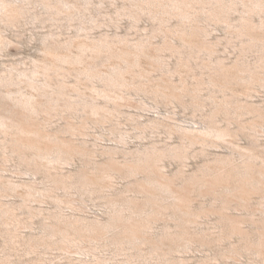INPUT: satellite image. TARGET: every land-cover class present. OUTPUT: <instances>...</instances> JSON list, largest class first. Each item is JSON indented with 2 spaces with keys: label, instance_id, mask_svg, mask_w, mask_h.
I'll use <instances>...</instances> for the list:
<instances>
[{
  "label": "bare ground",
  "instance_id": "obj_1",
  "mask_svg": "<svg viewBox=\"0 0 264 264\" xmlns=\"http://www.w3.org/2000/svg\"><path fill=\"white\" fill-rule=\"evenodd\" d=\"M89 4L90 0H0V33L4 26H17L21 23V18L27 15L34 19L51 17V20L65 16L67 23L79 18L80 28L86 29L88 26L84 19L91 12ZM37 5H42L44 9L38 11ZM240 10L239 16H232L234 11ZM119 13L130 16L133 26H136L143 15H149L157 21L154 24V36L163 32L166 40L162 45L154 46L150 39L143 38L134 44L130 43V39L105 34L89 40L78 39L77 35L74 39L61 43L48 36L51 39L45 37L43 41L46 48H53L57 52L53 56H46L43 63H35L32 68L0 70V151L3 161L18 159L17 171L20 168L23 174L43 172L45 181L41 187L24 178L19 183L29 188L28 197L40 192L42 196L51 197L56 202L52 207H45L32 205L31 199L27 197L10 203L0 200V237L4 241V248L0 250V264H103L107 260H111V264H125L133 262L136 257L146 259L148 253L152 258L159 259L157 264H186L185 259L174 255V251L180 246H211L213 240H230L234 235L239 237V243L231 242L233 244L229 246L230 249L226 248L228 252H251L264 263V215L258 218L251 215L249 221L251 220L253 227L249 229L250 227L242 225L248 217L231 213L236 205L243 208L249 199L252 202V193L263 192L264 195V144L260 147L261 143H257L256 137L259 132L257 127L264 121V101H243L238 94L232 93L233 86L240 82H258L264 85V0H123ZM255 14L259 16V21L255 20ZM173 16L178 21L174 28H170ZM211 22L226 24L230 43L236 44L232 39L241 42L242 54L232 66H227L223 61L211 65L216 48V43L208 41L207 25L212 24ZM1 36L0 52L9 43ZM117 41L124 42V45L117 47ZM74 45L80 47L78 54L63 52L64 47L69 50ZM152 48L155 49L154 55L150 53ZM165 49L178 58L175 65L177 73H180L181 66H188L207 56L208 62H195L207 69L202 72L207 78L202 76L194 84L182 78L181 84L177 85L172 84L171 79L169 82L167 77L165 80L168 82L163 79L167 83L158 82L156 88L152 85L155 83L151 84L152 87L148 85L145 81L147 74L141 71L142 68L138 69L139 66L142 67L141 59L143 56L155 57L158 68L169 73L172 68L161 55ZM87 50L93 52L91 61L85 58L90 57L86 54ZM249 51L261 52L258 62L251 63L246 59ZM107 61L111 69L100 70V64ZM64 64H74L73 68H69L76 72L79 81H89L96 95L87 96L83 91L75 95L69 94L63 79L58 78L59 75H66L65 71L69 70ZM75 64L83 66L77 67ZM189 67L192 68V65ZM127 72L138 73V79L133 77L127 81ZM14 85L19 86L15 90L17 94L10 89ZM23 87L30 90L23 91ZM130 89L151 93L156 102H162L163 98L171 102L176 99L184 107L200 111V125L179 124L175 127L173 124L174 128H170L169 133H178L180 142L176 145L152 143L129 149L118 144H105L91 150L85 142L77 143V139L63 135L64 131H70L71 135V129L73 132L77 129L78 126L74 128L75 122L69 120L68 127L53 132L48 131L37 118L43 110H47L51 116L54 114L51 111L61 110L70 117L73 113L80 117L82 114L79 112H83L106 118L109 110L119 111L122 104L117 99L125 97L123 92L128 94ZM204 89L210 91L207 95L210 101L204 99ZM99 96L105 101H99ZM61 101L64 102L65 109L59 108L62 106ZM207 105L212 107L211 112L208 111L210 113L206 112ZM246 113L255 115H252L254 120L262 118L261 122L257 119L258 121L248 125L240 121L239 130H250L248 133L255 139L250 151L241 152L237 149L229 154L210 152L208 148L226 142L227 135L239 134L230 125L236 120L239 124L238 118ZM220 114L227 116L223 117L228 120L227 127L220 125ZM88 119L90 120L89 117H84V122L89 121ZM132 119L136 124L134 127L139 130V137L147 135V129L156 131L160 126L170 127V122L162 117H149L144 121ZM120 134L119 142L126 143L128 135L122 132ZM196 144L201 145L197 151L193 148ZM97 151L104 156L103 160L95 159ZM119 152L123 154L122 161L117 157ZM190 155L204 156L203 164L196 171L186 173L184 169H179L169 175L162 170L161 162L165 158L184 160ZM77 156L82 157L84 167L64 172L63 164H70ZM115 175L128 179L125 188H115L114 191L105 193L104 189L108 186L105 187L106 184L101 180L114 178ZM7 177L0 172V189L5 193L15 190L17 185ZM59 189H64L67 194L73 189L82 194L98 192L99 197L104 199L103 215L88 216L75 211L76 198H64L57 192ZM196 196H206L210 203L201 199L197 205L194 202ZM66 202L73 205L71 212H66L62 206ZM249 205L247 207L251 208ZM23 208L28 213V219L19 215L23 214ZM236 208L240 209L239 206ZM18 209L21 212L17 213ZM253 211H249L250 214ZM262 211L264 212L263 209ZM213 214L217 215V236L212 232L193 230L192 224H198L201 218L211 217ZM34 217H39L37 226ZM158 220H163L164 224L157 232L154 231V225ZM21 225L30 230L22 231ZM144 245L150 252H146L148 249ZM56 250L59 252L55 254ZM103 250L114 251L113 256L107 257ZM225 254L223 256L228 257ZM199 260L196 264H212L209 260Z\"/></svg>",
  "mask_w": 264,
  "mask_h": 264
},
{
  "label": "rangeland",
  "instance_id": "obj_2",
  "mask_svg": "<svg viewBox=\"0 0 264 264\" xmlns=\"http://www.w3.org/2000/svg\"><path fill=\"white\" fill-rule=\"evenodd\" d=\"M79 1L83 2L84 0H79ZM90 1H91V4H89V6L91 7L92 13L90 12V14H88L86 18L84 19L85 25L88 26L86 29L80 28L79 18L73 20V22L71 23H67L65 16L59 17L58 20L57 19L51 20V17H43L42 19H34L30 15H27L28 17L25 16L21 18V23H18L17 26H13V27L4 26V28L1 29L0 36L2 35L3 37L2 36L1 37L9 41V43L4 48V50L0 52V70L2 68H23V67L32 68L35 63L36 64L37 63L41 64V62L43 63L46 56L47 57L53 56L57 52L53 48H46L45 42H44L45 37L56 38L60 40L61 43H65L67 40L74 39L77 35H79L78 39L89 40V39H96L102 35L108 34L109 36L111 37L113 36L115 38L123 37V38H127L128 40L130 39L131 40V41L129 40L130 43H134V44L138 43L139 40L143 38L147 40L150 39V41H152L154 46L162 45V42L166 40L165 34L163 32L157 33L156 34L157 36L155 35L156 37L154 36L155 34L154 24L156 25L157 21L153 20L149 15H146V14L143 15L136 22V26H133L131 24L133 19L130 16H127L126 14L120 15L119 11H121V5L123 3V0H115V1L114 0H101L102 2L100 0H90ZM37 6L38 7H36V9L37 10L39 9L38 11H41L44 9L42 5H37ZM78 7L82 8L81 5H78ZM240 13H241V10L234 11L232 16L237 17L240 15ZM254 18L256 21L260 20L259 16H257L256 14L254 15ZM177 21H178V18L173 16L169 23L170 28H174L177 24ZM211 23H212L210 24L211 26L207 25L209 29L208 41L211 43H216L215 53L213 55L214 60L211 65H216L217 61H223L226 63L227 66H232V64L235 63L237 59L239 58V56L242 54L241 42L237 39H232L236 42V44H232L229 42L228 33H227L229 28L226 26L225 23H214V22H211ZM51 33H53L52 34L53 36L51 35ZM123 43L124 42L117 41L115 45L116 46L118 45L119 47H121L124 45ZM153 45L152 47H154ZM62 50L63 52L65 51L64 53L69 52V54L71 55H76L78 54L77 52H79L80 47H77L76 45H74V46H70L69 50L65 47ZM154 52H155L154 48L150 49V53L151 54L153 53L152 55H154ZM92 53L93 52H90V50H87L86 54H89L90 57H85V58H87V60L89 59L88 61L92 60V57H91ZM156 53H158V50H156ZM161 55H162V58L165 59L168 62L169 66L172 68L171 72L169 73L166 72L168 76L160 68H158L155 57L143 56L141 59L142 67L140 66H139L140 68L138 67V69L142 68L143 70L141 71H144V74L146 73L148 75L147 76L145 74L146 79L148 80H146L145 78L143 79H145L147 84L148 85L150 84L151 87L153 85V87L156 88L158 82L162 83L161 81H164L165 78L167 77L169 78L168 79L169 82L172 80L174 82V83L172 82V84L177 83V85L181 84L182 78L189 80V82H193V84L196 81H198L200 77L202 76L207 78L206 74L202 75V72H206L207 69L202 68L198 64L195 63L196 61L199 64H201L202 62H208L207 56H205V59L203 60L197 59L191 62L188 66L187 65L181 66L180 73L179 72L177 73L175 72L176 71L175 69H177L175 67L178 61L177 56L173 55L171 51L168 49L163 50ZM246 55L248 56V57L246 56V59L248 58L247 60H250L251 63H256L258 62L260 58L261 52L260 51L259 52L249 51L247 52ZM67 65L68 64H64V66H66V68L69 70H71L69 67H72V68L74 67V64L73 66H71L70 64L68 66ZM77 65L78 64H75V66ZM190 65H192V68L189 67ZM81 66L83 65L79 64L77 67H81ZM177 66L179 67L178 64ZM98 68L103 71L105 70L108 71L111 69L109 65V61L100 64ZM67 71H65L66 75L64 76L59 75L60 77L58 76V78L63 79L64 84L69 94L75 95L78 92L83 91L84 93L86 92L85 93L86 95L88 94L87 96L96 95V92L91 87L89 81H87L86 79H83V80L81 79L82 81H79V78L76 77L77 75L75 71L72 72L71 70L68 73ZM136 74L138 75V73L130 74L129 72H127V74H125V76L127 77V81L128 79L129 81L132 80L133 77L134 78L137 77L138 79L139 76H136ZM98 83L100 84L101 82H98ZM152 83H155V84L157 83V84L155 85ZM242 83L243 84L245 83V85H242ZM246 83L247 82H240V84L234 85L232 89L233 91L232 93L234 94L236 93L235 95L238 94V96L241 99H243V101L248 100V101H252L255 103H258V102L263 103L264 85H261V83H258V82L253 83V84L247 83V85ZM21 86H23V84H21ZM17 87L19 88V86L14 85V86H11L10 89L14 90L13 93L17 94L15 91L18 89ZM1 88L5 90V88L3 87ZM22 90L27 91V90H30V88L23 87ZM229 92L231 93V90H229ZM202 93H204V96H203L204 99H206L207 101H210L207 98V95L210 93V91L208 89H204ZM123 94L125 95V97L117 99V101L120 104H122L120 105L119 111H115L113 109L109 110V112L106 113L108 118L100 117L97 114H91V113L84 114L83 112H79V114H82V116L80 117L79 115H75L74 113H73V116L70 117L68 113L66 115V113L62 112L61 110H60L61 112L54 111V110L51 111V114L54 113L52 116L50 115V113L47 112V110L46 111L43 110L39 112L40 114H38L37 118L39 117L38 118V120H40L39 122L41 124L44 123L47 130L49 129L50 131H53V132L55 130L56 132L57 130L59 131L60 128H62L61 130H63L64 128L68 127L69 120H71L70 122L72 121L73 123L75 122L74 125L75 124L76 125L74 126V128L78 126L77 129H75L74 132H73V129H71V135L69 134L70 131L68 133L64 131L66 134L63 133V135L68 136L71 139L73 138V140L77 139L76 140L77 143L85 142L87 147H89V149L91 150L98 149V147L100 148L101 146L105 144L106 145L118 144L119 146H124L127 148L129 147V149H133V148L135 149L136 147L144 146L148 144L150 145L152 143H156L158 145H165V144L176 145L178 144V142H180V137L178 133L176 132L172 134L169 133L170 128H174L173 124L175 125V127L179 124L182 126H199L200 125L199 124V121L201 118V116L199 115L200 111L196 110L197 111L196 112L194 111L192 107L186 108L181 103H179V101L176 99H174V101L171 102V101H167L166 98H163L162 102L160 100L156 102V100L153 98L151 93L138 91L136 89H130L128 94H126L125 92H123ZM98 99L101 102L105 101V99L100 96ZM61 104L62 106H60L59 108L65 109V107H63L64 105L63 101H61ZM207 109L208 110L206 112L210 113L212 110V107L210 105H207ZM220 115H221L220 125L221 126L223 125V127H227L229 125L228 120L226 119L227 116L224 114H220ZM252 115L249 113L248 114L246 113L245 115L240 116L238 118L239 124L237 120L234 121V123H232L233 125L231 124L230 127L233 129L234 132L238 131L239 134L237 136H234L235 134L231 136L227 135L225 137L226 142L224 141L220 145L209 147L208 149L210 150V152L213 153V151L214 152L220 151L221 153L229 154L232 151H237V149L238 151L241 150V152L243 151L249 152L250 151L249 148L251 149L250 146H252L253 141L255 139L253 136H251L248 133V132H251L250 130H245V131L239 130L240 129L239 125L241 123L240 121H242L243 124L246 123L245 125H248L250 123H253L255 120L260 121L262 119L256 116L258 120L257 119L254 120ZM83 116L85 118L89 117L90 120L88 119L89 121L84 122ZM149 117H162L167 122H170V124L168 123L170 127L160 126V128L156 131L152 129H147L146 130L147 135H143V136L141 135V137H139L138 136L140 135L139 130L135 128L136 124L132 118H138L139 120L144 121V120H147ZM223 117H226V118L223 119ZM91 118H92V121H91ZM98 118L101 119L102 121H100ZM240 118L242 120H240ZM96 119H98V121ZM99 121L103 123H100ZM78 123L79 125H77ZM263 123L264 121H262V124ZM262 124L259 127H257L260 133L259 132L256 133V137H258L257 143L259 144L261 143L260 147H262L264 144V125L262 126ZM64 125L66 126L63 127ZM121 132L126 133V135H128L126 143L119 142V136L121 135L120 134ZM80 139L81 141H79ZM194 147L197 151L201 147V145L196 144L193 146V148ZM1 153L2 152L0 151V158H1L0 159V172L8 176L7 178L14 181V183L17 185H16L15 190L8 191L6 193L0 189V200L5 201L6 203H10L14 201L16 202L21 201L23 197L25 198L27 197L31 199L30 203L34 206H45V207L54 206V204L56 203L55 200L46 195L42 196L40 192H36L34 196L28 197L27 191L29 190V188L25 185H20L19 183L21 182L20 180L26 179V180H30L34 182L35 184H37V186L41 187L43 186V182L45 181V176H44L45 174L43 172H39L38 174H33V173L23 174V171L20 168H19V171H17V167L19 166H18V163L16 162L18 161V159L11 160V161L10 160L3 161ZM122 156L123 154L121 152L117 154V157L119 158V160L124 158ZM236 156L238 157V154H236ZM95 159H97L98 161H101L104 159V156L99 151H97ZM203 160H204L203 155H190L188 158L184 160H180L179 158L168 157V158H165L161 162L162 170H164V172L169 175L176 173L179 169H184L186 173H192L196 171L197 168L200 167L201 164H203L202 163L204 162ZM62 167H63L64 172H67L69 170H76V169H79L80 167H84V161L82 160V157L77 156L70 164H63ZM127 181L128 179L120 175H115V177L111 179L106 178V180L104 179V181L101 180V182L106 184L105 187L108 186L105 189L103 188L105 193H108V191H114L115 188L117 190H121V189L123 190L125 188ZM110 185L112 186V188ZM71 191H70L71 193L69 194H67L64 189H59L57 192L66 199L76 198L74 201V205L75 203L77 204L75 205L77 207L75 211L79 213H83L88 216L103 215V210L105 207V205H103L104 199L99 197L98 192L94 194H88V193L82 194L80 191L76 189H73ZM257 193L254 192L251 194L252 195L251 199L253 203L250 201V199L248 203L249 204L251 203V205L247 203V205H249V207L251 206V208H248L246 205L244 206L245 208L243 207L244 208L243 209L241 208L242 207L241 205L234 204V206L236 205V207L239 206L240 209L233 207L231 210L232 212L230 211L233 214L235 213L237 215L239 214L242 217H246V218L248 217L247 218L248 222L245 221V223H243L242 225L246 226L247 228L250 227L249 229L253 227L251 220L249 221V218L251 215L257 218L264 215V212L262 211V209L264 210V203H263L264 195H263V192L262 193L257 192ZM131 194H134V192H132ZM207 196L210 197L209 195ZM196 197H195L194 202L197 205L199 203L198 201L201 199L206 200V202L208 201L207 203H210V199L206 196H205L206 198L205 197L202 198L199 196H196ZM233 198L235 199V197ZM62 206L64 207L66 212L72 211L71 206L73 205L66 202L64 204L62 203ZM251 210H254V211L251 212L250 214L249 211ZM16 212L19 213L21 212V210L18 209L16 210ZM19 215L22 218L28 217V213L27 211H25L24 208H23V214L19 213ZM216 216L217 215H214V214L211 215V217L204 216L203 218L200 219L201 222H199L198 224H192L193 230L208 231V232H212L214 236L215 235L217 236L216 232L219 231V228L217 229L216 227V222H217V219H215L217 218ZM33 219L36 220V223L39 221V217H34ZM170 223L171 224L173 223L172 225H174V222L172 220H170ZM162 224H164V221L158 220L154 225V231L155 230H157V232L160 231L161 228L163 227ZM37 225L38 223L35 224V226ZM21 230L26 232V231H29L30 229L23 227V225H21ZM2 239L3 238L0 237V250L4 248V243H3L4 241ZM238 240H239V237L234 235V237L230 238V240L229 239H224V240L221 239V240H216V241L213 240L212 242L213 244H210L211 246L209 245L208 246L198 245V247L197 245H194L193 247H181L180 246V248H177L174 251V255H176L180 259H183V260L185 259L186 264H196V262H198L199 259L209 260V262L212 264H264L262 261H260V258L256 254H252L251 252L241 251V253H239L240 255L235 252H231V251L228 252L229 250L227 251V249H230L229 246H231V244L233 243L234 244L239 243ZM143 247H146V249L149 250L148 251L145 249L146 252H150V249L147 248L146 245H144ZM168 249L166 248V250ZM58 252L59 251L57 250L54 251L55 254ZM103 252L107 257H112L114 253V251L112 250H109V251L103 250ZM223 253L224 254L226 253L225 255L228 254V257H224ZM120 257L122 258L123 256H120ZM255 259L257 260V262H254ZM158 262H159V259H157L156 257L152 258L150 254L148 253L146 259L141 258V257H136L133 260V262L129 261V262H125V264H157ZM111 263H112L111 260H107L103 264H111Z\"/></svg>",
  "mask_w": 264,
  "mask_h": 264
}]
</instances>
